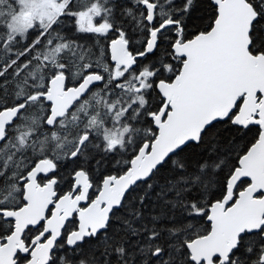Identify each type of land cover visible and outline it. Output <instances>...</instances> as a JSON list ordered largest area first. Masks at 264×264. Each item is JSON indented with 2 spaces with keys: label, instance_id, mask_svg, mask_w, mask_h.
I'll use <instances>...</instances> for the list:
<instances>
[{
  "label": "snow or ice",
  "instance_id": "obj_1",
  "mask_svg": "<svg viewBox=\"0 0 264 264\" xmlns=\"http://www.w3.org/2000/svg\"><path fill=\"white\" fill-rule=\"evenodd\" d=\"M0 264H264V0H0Z\"/></svg>",
  "mask_w": 264,
  "mask_h": 264
}]
</instances>
